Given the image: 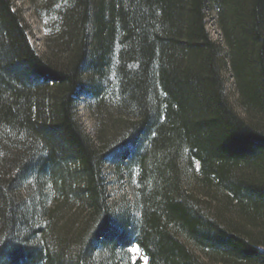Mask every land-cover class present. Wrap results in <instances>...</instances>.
I'll return each instance as SVG.
<instances>
[{
  "label": "trees",
  "instance_id": "trees-1",
  "mask_svg": "<svg viewBox=\"0 0 264 264\" xmlns=\"http://www.w3.org/2000/svg\"><path fill=\"white\" fill-rule=\"evenodd\" d=\"M105 2L38 0L40 54L0 0V264H120L116 247L132 244L147 264H264V0ZM111 42L119 114L92 136L76 99L88 54L102 61ZM118 145L136 146L135 227L116 222L107 194Z\"/></svg>",
  "mask_w": 264,
  "mask_h": 264
},
{
  "label": "rangeland",
  "instance_id": "rangeland-1",
  "mask_svg": "<svg viewBox=\"0 0 264 264\" xmlns=\"http://www.w3.org/2000/svg\"><path fill=\"white\" fill-rule=\"evenodd\" d=\"M15 9L20 11L21 16L28 28V39L32 47L43 54L46 51V28L44 22L35 12V5L38 0H12ZM95 2V0H93ZM104 4V2H103ZM107 4V0L105 2ZM105 9V7H103ZM105 19L107 14L103 13ZM217 14L211 3L208 4L206 11L207 30L210 36L219 41L222 47V54L227 56V49L222 41L221 32L216 25ZM90 36L93 33V23L89 26ZM105 57L102 61H97L94 52L88 54V59L83 68V83L80 87L76 99V114L85 131L96 136L100 132H105L111 120H116L119 112L117 111V78L114 68L116 42H111L106 48ZM90 51V50H89ZM226 92L230 97L233 106L243 117L244 110L241 108L238 93L235 88V79L230 68L224 73ZM135 145L116 146L106 157L104 164V174L106 180L107 194L110 207L114 218L118 224L130 222L129 225L135 227L140 219L138 207V176L139 166L134 159ZM187 159H184V162ZM195 173L186 168L187 179L195 183V176L200 172V164L193 160ZM187 166V165H186ZM194 175V176H193ZM44 195L46 206L51 208L50 186L44 183ZM24 195H28L23 190ZM69 214V213H68ZM74 220L76 219L75 217ZM73 220V219H72ZM70 225V224H69ZM111 249L105 251V258L110 257ZM115 254L120 264H134L140 260V264H147L137 244H132L127 248L117 246Z\"/></svg>",
  "mask_w": 264,
  "mask_h": 264
}]
</instances>
